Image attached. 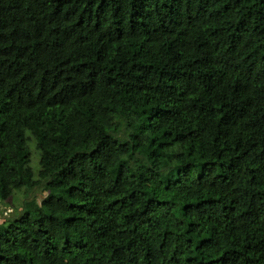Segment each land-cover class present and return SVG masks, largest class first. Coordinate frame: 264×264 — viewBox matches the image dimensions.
I'll return each instance as SVG.
<instances>
[{
    "label": "trees",
    "instance_id": "16d2710c",
    "mask_svg": "<svg viewBox=\"0 0 264 264\" xmlns=\"http://www.w3.org/2000/svg\"><path fill=\"white\" fill-rule=\"evenodd\" d=\"M23 189L0 264H264V0H0Z\"/></svg>",
    "mask_w": 264,
    "mask_h": 264
},
{
    "label": "rangeland",
    "instance_id": "374dc122",
    "mask_svg": "<svg viewBox=\"0 0 264 264\" xmlns=\"http://www.w3.org/2000/svg\"><path fill=\"white\" fill-rule=\"evenodd\" d=\"M30 148L32 151V167L36 174V180L38 179V171L40 168V156L36 151V146L34 143H30ZM38 154V155H37ZM39 157V158H38ZM40 200L43 197V192L40 189H35L31 193V197L28 196L26 189L20 190L14 194L12 198L6 203L0 205V224L3 219L11 216V213L15 211H22L24 205L32 200V198Z\"/></svg>",
    "mask_w": 264,
    "mask_h": 264
}]
</instances>
